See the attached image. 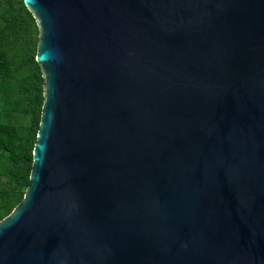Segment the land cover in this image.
I'll list each match as a JSON object with an SVG mask.
<instances>
[{
  "label": "water",
  "instance_id": "95a60500",
  "mask_svg": "<svg viewBox=\"0 0 264 264\" xmlns=\"http://www.w3.org/2000/svg\"><path fill=\"white\" fill-rule=\"evenodd\" d=\"M42 103L0 264H264V0H22Z\"/></svg>",
  "mask_w": 264,
  "mask_h": 264
},
{
  "label": "trees",
  "instance_id": "16d2710c",
  "mask_svg": "<svg viewBox=\"0 0 264 264\" xmlns=\"http://www.w3.org/2000/svg\"><path fill=\"white\" fill-rule=\"evenodd\" d=\"M37 29L22 0H0V219L28 184L41 103Z\"/></svg>",
  "mask_w": 264,
  "mask_h": 264
}]
</instances>
